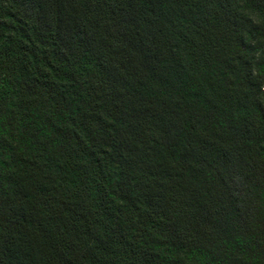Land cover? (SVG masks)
<instances>
[{"label": "trees", "instance_id": "1", "mask_svg": "<svg viewBox=\"0 0 264 264\" xmlns=\"http://www.w3.org/2000/svg\"><path fill=\"white\" fill-rule=\"evenodd\" d=\"M0 264H264V0H0Z\"/></svg>", "mask_w": 264, "mask_h": 264}]
</instances>
